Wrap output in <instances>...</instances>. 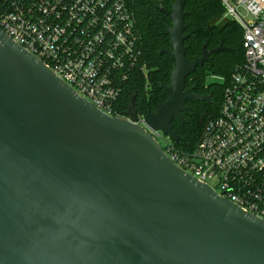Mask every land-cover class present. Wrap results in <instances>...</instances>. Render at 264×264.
Instances as JSON below:
<instances>
[{
  "label": "water",
  "instance_id": "95a60500",
  "mask_svg": "<svg viewBox=\"0 0 264 264\" xmlns=\"http://www.w3.org/2000/svg\"><path fill=\"white\" fill-rule=\"evenodd\" d=\"M185 0L161 48L169 98L145 114L171 139L197 65L185 57ZM110 116L0 29V264H264V220L184 172L135 123V95Z\"/></svg>",
  "mask_w": 264,
  "mask_h": 264
},
{
  "label": "built area",
  "instance_id": "2783aa9c",
  "mask_svg": "<svg viewBox=\"0 0 264 264\" xmlns=\"http://www.w3.org/2000/svg\"><path fill=\"white\" fill-rule=\"evenodd\" d=\"M136 1L0 0V29L97 109L128 119L114 105L123 81L128 73L146 78ZM219 2L222 17L241 30L243 61L195 146L175 147L146 124V112L136 111L134 122L184 172L264 220V0Z\"/></svg>",
  "mask_w": 264,
  "mask_h": 264
},
{
  "label": "trees",
  "instance_id": "16d2710c",
  "mask_svg": "<svg viewBox=\"0 0 264 264\" xmlns=\"http://www.w3.org/2000/svg\"><path fill=\"white\" fill-rule=\"evenodd\" d=\"M172 1H136L134 10L141 36L140 63L145 64L146 78L143 73H128L118 95V103L114 104L119 107L120 114L124 113L128 104V93L135 95L134 108L137 112L153 111L156 104L167 98L161 85L169 83L173 63L167 54L159 50L170 48L165 31L171 22L159 12L158 6L170 7ZM183 11L185 57L192 59L199 56L202 45L206 49L218 45L224 47L222 51L211 54L210 62L198 65L190 80L185 78V86L195 85L198 93H210L202 113L189 112L183 116L189 121L187 124H182L180 120L171 124L177 134L189 130L183 139L172 141L175 147L190 150L195 146L206 121L218 113L223 87L234 67L242 63L243 49L241 30L235 22L222 17L223 8L219 0H185ZM210 74L222 80L207 79Z\"/></svg>",
  "mask_w": 264,
  "mask_h": 264
},
{
  "label": "flooded vegetation",
  "instance_id": "af4514ba",
  "mask_svg": "<svg viewBox=\"0 0 264 264\" xmlns=\"http://www.w3.org/2000/svg\"><path fill=\"white\" fill-rule=\"evenodd\" d=\"M172 3V2H171ZM159 8H162L164 11H170V8H171V4H170V7H164V6H158V9ZM159 12L160 13H162L163 15H165V16H167L168 18H169V16L167 15V14H165L164 12H161L160 10H159ZM170 19V18H169ZM170 22H171V19H170ZM171 26V24L168 26V28ZM184 32V31H183ZM168 36V35H167ZM219 46V45H218ZM218 46H216V47H218ZM213 48H215V47H213ZM208 49H212V48H208ZM222 51V50H221ZM218 52V51H217ZM212 54V53H211ZM211 54L209 55V58H210V60H211ZM200 56V55H199ZM194 58V57H193ZM210 60L209 61H206V62H210ZM206 62H203V63H206ZM202 63V64H203ZM201 64V65H202ZM198 66V65H197ZM197 66L195 67V69L197 68ZM195 69H194V71H195ZM194 71H192L191 73H189L188 74V76L186 77V79H188V80H190L192 77V74H193V72ZM187 80V82H189ZM184 82H186V81H184ZM185 84V83H184ZM166 85V84H165ZM193 86V90H192V92L193 93H197V94H199V95H209V99H210V93H198V91L197 90H195V85H184V88H187V87H192ZM167 94V93H166ZM169 98V96H168V94H167V98L164 100V101H166L167 99ZM209 99H208V101H209ZM164 101H161V102H164ZM208 101H206V100H202V101H199V100H195V99H190V100H186L185 101V106L187 107L186 108V110L184 111V112H180V116L179 117H177V116H173V118H172V120H171V124L173 125V124H176V122H177V120H180L181 121V123L182 124H184V123H188L189 121L187 120H185L184 118H183V116H185V115H188V113L190 112L191 114H194V113H202V111H203V106H204V102H208ZM160 102V103H161ZM174 132H175V134L179 137V138H181V139H183V136L187 133V131H189V130H186V131H183V132H181V133H179V134H177L176 133V131L175 130H173ZM175 141V140H174ZM175 142H178V141H175Z\"/></svg>",
  "mask_w": 264,
  "mask_h": 264
},
{
  "label": "rangeland",
  "instance_id": "374dc122",
  "mask_svg": "<svg viewBox=\"0 0 264 264\" xmlns=\"http://www.w3.org/2000/svg\"><path fill=\"white\" fill-rule=\"evenodd\" d=\"M207 79H209V80H214V81H220L219 78H217V77H215V76H213V75H211V74L207 76Z\"/></svg>",
  "mask_w": 264,
  "mask_h": 264
}]
</instances>
